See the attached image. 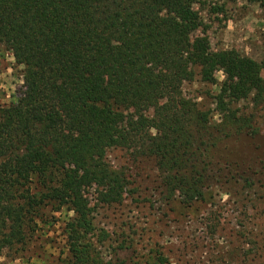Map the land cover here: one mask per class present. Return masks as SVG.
<instances>
[{"label":"trees","instance_id":"1","mask_svg":"<svg viewBox=\"0 0 264 264\" xmlns=\"http://www.w3.org/2000/svg\"><path fill=\"white\" fill-rule=\"evenodd\" d=\"M199 1L0 0V46L24 68L25 87L11 105L0 102V259L26 243L46 210L78 212L93 187L98 204L122 203L131 182L108 163L110 150L152 160L188 208L207 202L212 183L250 180L233 142L260 151L248 160L264 168L259 123L232 109L264 102L263 67L194 36ZM222 1L264 9V0ZM214 68L236 78L221 85L220 123L183 93L196 76L215 85ZM80 220L68 224L62 264H127L119 253L103 259L88 239L91 221ZM166 262L158 253L147 260Z\"/></svg>","mask_w":264,"mask_h":264},{"label":"rangeland","instance_id":"2","mask_svg":"<svg viewBox=\"0 0 264 264\" xmlns=\"http://www.w3.org/2000/svg\"><path fill=\"white\" fill-rule=\"evenodd\" d=\"M195 9L203 23L195 37L205 35L213 52L234 51L250 58L263 67L264 77V9L259 4L200 0ZM23 71L13 54L0 46L3 106L25 92ZM213 75L215 85L196 76L184 85L183 93L207 111L211 123H220L221 85L236 78L218 68ZM232 109L259 123L262 135L258 143L264 148V102L256 106L251 100L244 101ZM230 148L240 172L250 169V180L232 188L212 183L207 202L191 208L167 193L164 176L152 160L135 159L123 149L110 150L108 163L131 182L122 203L98 204L97 188L93 187L77 203L78 212L74 208L58 213L46 210L43 222L31 226L26 243L3 252L0 264H62L71 256L68 224L77 218L91 221L88 239L105 260L119 253L127 264H147L149 256L158 253L166 264H264V168L259 161L248 160L260 151L254 154L253 147L240 142H233Z\"/></svg>","mask_w":264,"mask_h":264}]
</instances>
